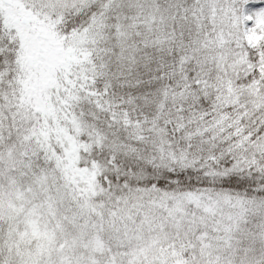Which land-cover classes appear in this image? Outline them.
Listing matches in <instances>:
<instances>
[{
    "label": "snow or ice",
    "instance_id": "6c2138e0",
    "mask_svg": "<svg viewBox=\"0 0 264 264\" xmlns=\"http://www.w3.org/2000/svg\"><path fill=\"white\" fill-rule=\"evenodd\" d=\"M0 264H264V0H0Z\"/></svg>",
    "mask_w": 264,
    "mask_h": 264
}]
</instances>
